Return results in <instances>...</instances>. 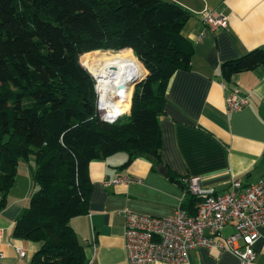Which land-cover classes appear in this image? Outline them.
<instances>
[{"label": "trees", "instance_id": "obj_1", "mask_svg": "<svg viewBox=\"0 0 264 264\" xmlns=\"http://www.w3.org/2000/svg\"><path fill=\"white\" fill-rule=\"evenodd\" d=\"M190 17L162 0H0V211L20 159L33 154L34 192L14 237L39 244L34 264H88L70 221L89 212L91 162L125 152V166L139 156L161 166L169 83L190 69L195 53L182 35ZM101 54L130 57L139 76L148 72L129 113L113 124L97 115L96 82L80 63L83 55L95 74ZM261 66L264 47L223 63L221 71L229 83ZM177 181L194 208L195 197Z\"/></svg>", "mask_w": 264, "mask_h": 264}, {"label": "crops", "instance_id": "obj_2", "mask_svg": "<svg viewBox=\"0 0 264 264\" xmlns=\"http://www.w3.org/2000/svg\"><path fill=\"white\" fill-rule=\"evenodd\" d=\"M162 1L190 12L182 35L195 50L190 69L179 70L171 79L160 117L161 166L167 171L161 173V166L147 156L125 166L129 158L125 152L90 163L93 189L89 212L70 221L88 264H128L124 249L126 213L169 217L179 208L194 212L191 195L177 180L199 177L203 187L223 194L234 181L248 186L264 178V67L238 74L229 83L221 71L223 63L264 47V0ZM205 12L225 17L227 27L211 31L204 22ZM232 95L248 97V106L228 112L226 100ZM22 160L7 206L0 211L6 254L0 264H34L39 249L38 243L14 237L15 224L29 207L34 192L35 156ZM120 176L139 178L142 183L104 186L106 179ZM235 233L234 224L222 230L223 237ZM17 248L25 251L24 258L19 257ZM254 250L256 257L250 264H264V228ZM190 263L241 261L228 251L199 248L191 252Z\"/></svg>", "mask_w": 264, "mask_h": 264}, {"label": "built area", "instance_id": "obj_3", "mask_svg": "<svg viewBox=\"0 0 264 264\" xmlns=\"http://www.w3.org/2000/svg\"><path fill=\"white\" fill-rule=\"evenodd\" d=\"M204 22L211 31L227 27L226 18L214 12H205ZM95 90L97 115L106 123H115L126 112H120L117 105L121 102L126 106L129 88L118 86L114 91L109 88L105 95L97 80ZM130 98L131 95L129 104ZM226 104L228 112H235L248 106L249 99L232 95ZM183 182L196 199L193 213L182 208L169 217L126 213L124 249L128 264H191V252L199 248L228 251L241 264L252 263L259 231L264 228V178L248 186L234 181L223 194L203 187L199 177H186ZM135 183L140 184L142 180L120 176L106 179L103 184L109 187ZM230 224H234L236 233L223 237L222 230ZM3 245L4 229L0 227V260L6 257ZM17 253L24 258L22 248H17Z\"/></svg>", "mask_w": 264, "mask_h": 264}, {"label": "bare ground", "instance_id": "obj_4", "mask_svg": "<svg viewBox=\"0 0 264 264\" xmlns=\"http://www.w3.org/2000/svg\"><path fill=\"white\" fill-rule=\"evenodd\" d=\"M97 60L99 63V79L96 76L95 77L102 87V91L105 95H107L109 88L114 91L119 86L124 70L129 69L132 71V76L135 78H138L139 76L135 71L134 60L130 57H112L107 54H101L98 56ZM123 92H126V90H123ZM130 92L131 88L128 90L129 94ZM121 105V102L117 105V107L120 106L118 108L119 111L125 112L126 110H124Z\"/></svg>", "mask_w": 264, "mask_h": 264}, {"label": "water", "instance_id": "obj_5", "mask_svg": "<svg viewBox=\"0 0 264 264\" xmlns=\"http://www.w3.org/2000/svg\"><path fill=\"white\" fill-rule=\"evenodd\" d=\"M147 75H148V72L145 69V75H143L140 78H135V77L132 76V71H130L129 69H126V70H124V72L122 74V79L120 81L119 89H123L124 87H126V88H135V87L139 86L142 83V81L147 77ZM159 171L161 173L165 174L167 169L164 166H161L159 168Z\"/></svg>", "mask_w": 264, "mask_h": 264}, {"label": "rangeland", "instance_id": "obj_6", "mask_svg": "<svg viewBox=\"0 0 264 264\" xmlns=\"http://www.w3.org/2000/svg\"><path fill=\"white\" fill-rule=\"evenodd\" d=\"M100 52H102V53H108V54H119V53H115V52H113V51H100ZM123 53V52H122ZM133 53V52H132ZM86 54H88V53H86ZM85 55V54H84ZM83 56V55H82ZM82 56L80 57V63H81V65L84 67V68H86L87 70H88V72L94 77V79H95V82H96V84H97V79H96V77L99 79V63H98V57H97V59H96V63H97V67H96V69H95V74H94V72H93V68H92V72H91V70H90V68H87L84 64H83V62H82ZM134 56V55H133ZM135 57V56H134ZM136 59V58H135ZM135 62V61H134ZM95 63V64H96ZM94 64V65H95ZM91 67V66H90ZM94 67V66H93ZM96 76V77H95ZM140 77H142V75H140ZM139 76H138V78H140ZM134 87V86H133ZM136 88V87H135ZM135 88H131V90H132V93L130 92V94L128 95V102H127V104H126V106H124L123 104L121 105V107L122 106H124V110H126V112L124 113V114H126V113H129V111H130V109H131V106H132V100H133V95H134V91H135ZM131 95V98H130V104H129V96ZM129 107V108H128ZM31 156V155H30ZM22 160V159H21ZM22 162V163H21ZM25 164H28V162L27 161H25ZM22 165H23V160L22 161H20V165H19V169H21L22 168Z\"/></svg>", "mask_w": 264, "mask_h": 264}]
</instances>
